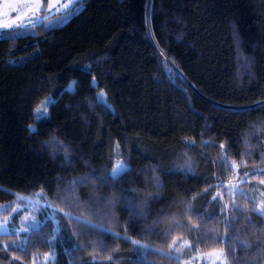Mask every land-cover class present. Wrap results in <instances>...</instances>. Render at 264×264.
Listing matches in <instances>:
<instances>
[{
  "label": "trees",
  "instance_id": "16d2710c",
  "mask_svg": "<svg viewBox=\"0 0 264 264\" xmlns=\"http://www.w3.org/2000/svg\"><path fill=\"white\" fill-rule=\"evenodd\" d=\"M79 1L60 25L0 37V202L42 190L70 213L23 245L0 233V264L51 251L52 264H181L168 253L179 236L264 264L256 203L241 191L225 207L213 191L223 159L264 166V0ZM117 159L127 168L113 178Z\"/></svg>",
  "mask_w": 264,
  "mask_h": 264
},
{
  "label": "rangeland",
  "instance_id": "374dc122",
  "mask_svg": "<svg viewBox=\"0 0 264 264\" xmlns=\"http://www.w3.org/2000/svg\"><path fill=\"white\" fill-rule=\"evenodd\" d=\"M72 3L73 0H0V37L28 32L35 24L40 22H43L47 27L60 25L67 21L82 6L79 1L77 7H73L66 12L65 6ZM37 9L40 10L37 11ZM21 24L23 25L22 27H17V25ZM5 25L8 27H5ZM49 98L50 95H47L34 107L33 113L36 120V109L45 104ZM97 98L107 102L106 94L102 89L97 91ZM47 115L48 111L44 113V117ZM34 127L35 123H30V130H33ZM219 150H221V146H219ZM187 153L184 155L185 163L187 164L189 161L188 166H191L190 151H187ZM214 159L216 164L220 166V158L215 156ZM223 160L221 162L226 166H220L222 174L218 173V170L215 172L217 178L219 177L220 179H218L216 186L213 188L214 194L218 192L219 198L225 200L227 195L235 197L238 192L243 191L256 203L258 210L264 208V183H261L264 177L258 176V174L264 173V166L252 164L248 166L247 164H241L242 162L239 159H229L228 163ZM198 161L200 162V160ZM118 164L122 165L124 169L127 168V164L121 159H117L114 167ZM37 193H43V191L38 190L32 193L15 192L11 200L0 202V233H17L20 237V243L23 245L30 229L47 219L51 221L53 229H59L58 215L60 212L66 213V211L52 205L44 193L37 198ZM19 197H25V199H18ZM225 203L226 207L228 201L225 200ZM14 209L19 211L14 212ZM6 219L8 230L4 231L3 226ZM33 221H36L35 226H33ZM125 236L129 237L127 234ZM132 240L136 239L132 238ZM174 241L175 244L172 241L171 245L173 247L169 249L168 253L175 255L181 261V264H221V260L224 261V264H228L225 254H220L221 248L206 251L199 246L198 242L184 236L176 237ZM176 249H180V251H176ZM52 253L53 251L37 258L34 264H52L53 260L50 258ZM209 253H212V255H209ZM218 256L220 257L219 259H217Z\"/></svg>",
  "mask_w": 264,
  "mask_h": 264
},
{
  "label": "snow or ice",
  "instance_id": "6c2138e0",
  "mask_svg": "<svg viewBox=\"0 0 264 264\" xmlns=\"http://www.w3.org/2000/svg\"><path fill=\"white\" fill-rule=\"evenodd\" d=\"M78 5H79V0H73V3H72L71 5L65 6V11H66V12H67V11H70L73 7H77ZM39 10H40V9H37V11H39ZM49 11H50V9H49ZM22 26H23L22 24H21V25H17V27H22ZM5 27H8V26L5 25ZM51 103H52V101H51V99L49 98L45 104H42L40 107H38V108L36 109V112H37V117H36V118H37V119H42V118H44V113L47 111V105H48V104H51ZM191 143H194V141H192ZM204 143H208V142L205 141ZM223 147H224V145H221V148H223ZM123 171H124L123 166L118 164L116 167H114V168L112 169V173H111V175H112L113 178H117V177H118ZM189 171H191V166H190V165H189ZM261 183H264V180H262ZM74 190H75V189H73V191H74ZM205 191H207V189H205ZM42 195H43V193H37V194H36L37 198L41 197ZM150 195H151V194H150ZM18 199H25V197H19ZM213 199H215V197H214ZM13 211H14V212H17V211H19V210H18V209H14ZM260 213H261L262 215H264V208H261V209H260ZM93 214H95V213H93ZM65 216H70V213H65ZM74 219H76L78 222H82V227H83L86 231H88V230H93V231H94V230H96V229H100V231H101L102 233L110 234V235H112L113 237H116V236L119 235L118 233L112 232L110 229L103 228L102 225L95 224V223L93 222V220H91V219H84L83 217H75ZM35 224H36V221H33V226H35ZM6 225H7V219L5 220V225L3 226V230H4V231H7V230H8ZM25 231H27V229H25ZM58 231H59V229H54V233H55V232H58ZM97 235H99V233H97ZM56 238H57L56 235L53 234V241H55ZM131 243H132L134 246H137L136 248H134V251H139L140 249H146V248L148 247L147 245H141L140 242H139L138 240H132ZM50 244H51V242H50ZM173 244H175V241H173ZM100 246H101V248H103L104 250H106V245H104L102 241H100ZM5 247H7V245H6ZM172 247H173V245H169V248H170V249H171ZM176 251H180V249H176ZM220 254H221V255L224 254V250H223V249L220 250ZM209 255H212V253H209ZM50 258H51L53 261H55V252H53V253L50 255ZM219 258H220V257L218 256L217 259H219ZM107 259H108V260H112L113 257H112L111 255H109V256L107 257ZM94 260H95V257H93V261H94ZM93 261H88L87 264H93ZM221 264H224V261H223V260H221Z\"/></svg>",
  "mask_w": 264,
  "mask_h": 264
}]
</instances>
